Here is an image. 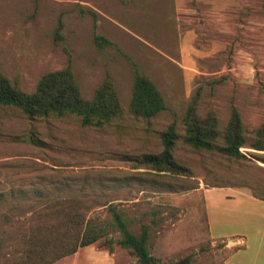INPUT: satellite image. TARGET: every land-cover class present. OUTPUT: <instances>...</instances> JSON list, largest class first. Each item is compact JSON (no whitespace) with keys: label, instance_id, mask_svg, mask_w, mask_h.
Wrapping results in <instances>:
<instances>
[{"label":"rangeland","instance_id":"1","mask_svg":"<svg viewBox=\"0 0 264 264\" xmlns=\"http://www.w3.org/2000/svg\"><path fill=\"white\" fill-rule=\"evenodd\" d=\"M58 19L61 40L52 35ZM94 33L119 51L97 49ZM128 57L153 80L166 103L149 120L127 111ZM67 58L84 97L105 75L112 78L121 114L96 129L80 126L73 115L30 123L17 108L0 105V264H14L23 252L20 232L38 206L19 188L28 190L53 168L61 174H128V187L105 189L85 216L107 223L110 203L130 220L133 234L147 225V247L156 264L185 255H190L189 264H224L232 248L225 240L210 238L217 236L208 229L203 190L226 184L264 195V164L259 160L264 155L252 151L250 156L248 148H241L248 160H233L215 151H192L179 140L173 153L190 168L186 184L194 187L178 191L159 189L156 176L133 168L130 159L158 152V133L169 122L182 133L181 117L196 91L198 113L212 110L221 124L230 104L244 123L264 119V95L255 79L257 73L264 83V0H0L1 73L29 91L41 73L61 67ZM29 130L41 140L39 146L25 140ZM210 209L219 213L226 208L217 203ZM212 227L220 229L221 223ZM107 230L113 242L110 253L100 238L50 264L133 262L114 243L117 231Z\"/></svg>","mask_w":264,"mask_h":264},{"label":"trees","instance_id":"2","mask_svg":"<svg viewBox=\"0 0 264 264\" xmlns=\"http://www.w3.org/2000/svg\"><path fill=\"white\" fill-rule=\"evenodd\" d=\"M58 19L52 29L54 38L61 40ZM92 42L97 49L112 47L115 43L101 34L94 33ZM131 83L127 111L136 118L149 120L166 108L163 95L153 80L138 70L137 65L128 57ZM258 90L264 95V83L258 79ZM218 80V79H217ZM215 80V81H217ZM198 92L189 98L181 117L182 133L179 134L174 122H169L158 133L161 148L158 152H144L134 158L132 167L149 169L153 173L154 184L162 190L178 191L193 188L187 183L192 178L190 168L175 158L174 149L180 140L192 151H215L233 160H248L240 150L248 148L264 155V119L257 123H244L235 105H229L226 121L219 122L216 114L208 110L203 114L197 111ZM0 105L17 108L32 123L37 119H55L73 115L82 127L101 129L121 114L119 98L114 82L109 75L97 83L92 94L84 97L72 72L70 59L59 68L41 73L29 91L21 89L16 82L0 72ZM32 145L39 146L41 140L29 130L24 136ZM264 164V156L260 159ZM39 177L38 183L29 184L28 190L19 188L22 194H31L38 206L26 219L20 232L23 252L14 264H50L61 257L74 253L78 248L90 245L102 238L107 251L111 252L112 241L108 227L118 233L115 244L125 249L134 258L130 264H156L147 247L148 226L141 224L137 234L128 225L130 220L114 206L108 204L111 219L100 224L85 213L104 195L105 189L115 190L128 187L131 178L128 174L118 176L83 174H61L55 170ZM42 182L43 184L39 183ZM231 186L214 184L211 187ZM255 198L264 200V195L251 193ZM103 204L108 203L102 201ZM190 255H185L170 264H189Z\"/></svg>","mask_w":264,"mask_h":264},{"label":"crops","instance_id":"3","mask_svg":"<svg viewBox=\"0 0 264 264\" xmlns=\"http://www.w3.org/2000/svg\"><path fill=\"white\" fill-rule=\"evenodd\" d=\"M217 189L222 192L214 193ZM203 196L206 218L210 223L208 229L217 236L210 238L213 241L225 240L232 248L223 263L264 264V200L234 186L209 187L203 190ZM217 203L226 209L219 213L211 210V205ZM217 222L221 223L220 229L212 227ZM229 253L233 256L228 259Z\"/></svg>","mask_w":264,"mask_h":264}]
</instances>
